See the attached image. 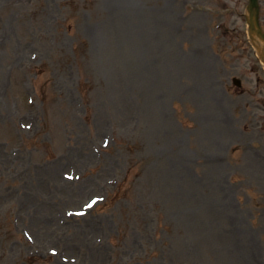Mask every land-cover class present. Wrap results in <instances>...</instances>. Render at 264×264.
<instances>
[{
  "label": "rangeland",
  "instance_id": "obj_1",
  "mask_svg": "<svg viewBox=\"0 0 264 264\" xmlns=\"http://www.w3.org/2000/svg\"><path fill=\"white\" fill-rule=\"evenodd\" d=\"M107 1L0 0V264H264L249 1Z\"/></svg>",
  "mask_w": 264,
  "mask_h": 264
},
{
  "label": "water",
  "instance_id": "obj_2",
  "mask_svg": "<svg viewBox=\"0 0 264 264\" xmlns=\"http://www.w3.org/2000/svg\"><path fill=\"white\" fill-rule=\"evenodd\" d=\"M259 10V0H250L247 8L250 37L259 50L261 59L264 62V34L259 25ZM261 41L263 42L262 44Z\"/></svg>",
  "mask_w": 264,
  "mask_h": 264
},
{
  "label": "bare ground",
  "instance_id": "obj_3",
  "mask_svg": "<svg viewBox=\"0 0 264 264\" xmlns=\"http://www.w3.org/2000/svg\"><path fill=\"white\" fill-rule=\"evenodd\" d=\"M113 1H114V0H110V1H107V2H109L110 6H111V5H114V4H113ZM116 1H119V0H116Z\"/></svg>",
  "mask_w": 264,
  "mask_h": 264
}]
</instances>
